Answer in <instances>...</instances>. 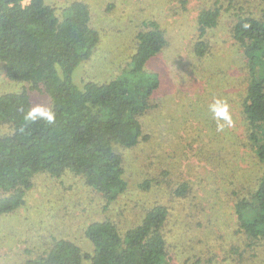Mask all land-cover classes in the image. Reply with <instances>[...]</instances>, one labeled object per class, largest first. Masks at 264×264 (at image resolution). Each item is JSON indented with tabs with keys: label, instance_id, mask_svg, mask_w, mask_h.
Returning <instances> with one entry per match:
<instances>
[{
	"label": "rangeland",
	"instance_id": "rangeland-1",
	"mask_svg": "<svg viewBox=\"0 0 264 264\" xmlns=\"http://www.w3.org/2000/svg\"><path fill=\"white\" fill-rule=\"evenodd\" d=\"M28 1V0H26ZM62 6L72 0H47ZM100 34L92 56L72 74L84 81L105 82L123 68L134 51L135 35L146 20L159 23L166 45L146 65L159 85L149 108L139 117L142 134L131 148L114 145L122 157L128 189L108 208L84 177L66 171L60 177L37 173L17 209L0 214V264H22L45 254L54 238H67L84 252L92 247L86 226L110 218L120 229L157 201L170 200V190L189 183L192 214L172 212L167 239L169 264H264V238L251 240L239 226L234 205L255 191L264 171L248 139L242 113L248 72L241 48L232 36L236 9L260 16L262 0H82ZM221 7L215 27L207 30L208 48L197 56V15ZM26 90L34 111L48 116L52 101L29 82L10 80L0 62V95ZM0 123V137L9 135ZM152 182L142 191L137 184ZM12 189L0 187V198ZM168 192V193H167ZM189 192V193H190ZM178 206L182 204L176 202ZM176 205V206H177ZM177 206V207H178ZM174 209L177 207L173 206ZM139 215V214H138ZM89 254V253H88ZM82 264H90L85 258Z\"/></svg>",
	"mask_w": 264,
	"mask_h": 264
},
{
	"label": "trees",
	"instance_id": "trees-1",
	"mask_svg": "<svg viewBox=\"0 0 264 264\" xmlns=\"http://www.w3.org/2000/svg\"><path fill=\"white\" fill-rule=\"evenodd\" d=\"M220 14V6L198 13L199 33L193 44L197 56L206 53L204 36ZM232 36L248 72L242 99L248 139L264 165V12L257 16L236 9ZM99 41L90 8L82 0L62 6L47 0H0V62L6 76L43 89L52 101L49 120V115L32 109L26 90L0 95V123L12 128L11 134L0 137V187L12 189L0 198V214L21 206L32 177L42 172L83 176L101 194L106 208L127 191L122 157L114 145L131 148L142 134L139 117L159 85L158 74L146 65L164 48L166 36L157 21H144L135 35L130 68L105 82L87 80L79 87L72 74L92 56ZM151 186L149 179L137 184L142 191ZM189 186H173L168 202H153L124 229L110 218L90 222L84 232L92 247L89 254L70 239L54 238L45 254L22 264H82L85 258L90 264H169L166 226L172 212L178 224L181 211L192 214V202H183L192 198ZM234 210L247 237L264 238V171L251 197H239Z\"/></svg>",
	"mask_w": 264,
	"mask_h": 264
},
{
	"label": "clouds",
	"instance_id": "clouds-1",
	"mask_svg": "<svg viewBox=\"0 0 264 264\" xmlns=\"http://www.w3.org/2000/svg\"><path fill=\"white\" fill-rule=\"evenodd\" d=\"M30 115H31V114H30ZM48 119H49V120H51V119H52V117L49 115V116H48Z\"/></svg>",
	"mask_w": 264,
	"mask_h": 264
}]
</instances>
